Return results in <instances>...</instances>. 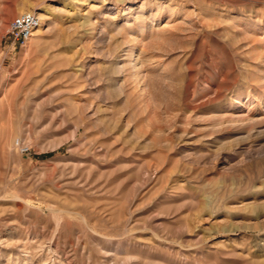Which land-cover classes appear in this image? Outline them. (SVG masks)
I'll return each mask as SVG.
<instances>
[{"label":"rangeland","instance_id":"obj_1","mask_svg":"<svg viewBox=\"0 0 264 264\" xmlns=\"http://www.w3.org/2000/svg\"><path fill=\"white\" fill-rule=\"evenodd\" d=\"M1 242L264 264V0H0Z\"/></svg>","mask_w":264,"mask_h":264},{"label":"bare ground","instance_id":"obj_2","mask_svg":"<svg viewBox=\"0 0 264 264\" xmlns=\"http://www.w3.org/2000/svg\"><path fill=\"white\" fill-rule=\"evenodd\" d=\"M65 6H67L68 7V5H65ZM31 14H34L35 16L37 15L34 11H31ZM37 18H38V20L39 19H41L40 17V15H38V16H36ZM39 24H40V20H39ZM38 28H39V26H38ZM36 29L34 32H33V34H32V37H33V35H34V33L35 32H37V31H39V29ZM31 37V38H32ZM52 203V202H51ZM53 204V203H52ZM52 206V205H51ZM52 208V207H51ZM66 209V208H65ZM51 210H53V209H51ZM50 210V211H51ZM54 210H55V208H54ZM58 209H56V211H57ZM67 210V209H66ZM75 210V209H74ZM73 212V211H72ZM92 215V214H91ZM85 222V221H84ZM12 230V229H11ZM15 230V229H14ZM16 231V230H15ZM7 232V231H6ZM20 234V233H19ZM27 237V236H26ZM36 237L37 236H35V239H36ZM15 238H17V240L15 241L16 243H17V245L14 243V239ZM22 237H21V235L20 236H17L16 234H13V233H11V232H9L8 233V235H7V239L8 240H6L5 242H12L13 241V243L16 245V247L19 245V244H21V246H22V244H23V247H24V245L29 241L28 240V238H24V239H21ZM33 239V238H32ZM4 241V240H3ZM31 241V240H30ZM43 241V240H42ZM5 242H3V246H4V243ZM9 242V243H10ZM32 243V242H31ZM30 243V244H31ZM34 243V242H33ZM32 243V244H33ZM0 244H2V242L0 243ZM10 245L13 247V245H12V243H10ZM28 245V244H27ZM27 245H25V247L27 246ZM2 246V245H1ZM9 246V245H8ZM7 247V246H6ZM23 247H21V248H23ZM1 248V247H0ZM2 248H4V247H2ZM26 249V248H25ZM24 249V250H25ZM28 249V248H27ZM43 249H45L44 248V245H43V242L41 243V242H38V244H36V246H34V247H32V248H30L28 251H30L29 253L30 254H28V256H27V259H26V261H24V262H20V263H18V262H16V263H14V264H69V263H67V260H66V258L65 257H63V255L61 254V252L59 253V251L57 252V251H53V255H51V253H50V247L48 248L47 247V249H45L46 250V252L45 253H43L42 255H40V256H38L37 255V251L39 250V252L40 251H42ZM7 250H9V248L7 249ZM22 250V249H21ZM23 250V251H24ZM26 251V250H25ZM27 251V252H28ZM42 252H44V251H42ZM7 253L8 252H6V250H0V264H5L4 263V259H5V257H6V255H7ZM25 253V252H24ZM10 254V253H9ZM67 254V253H66ZM38 257H37V256ZM53 256V257H51V256ZM9 256V255H8ZM7 256V257H8ZM10 258V257H9ZM21 258V257H20ZM17 259V258H16ZM23 259V258H22ZM15 260V259H14ZM21 260V259H20ZM18 261H19V259H18ZM10 262V261H9ZM13 262V261H12ZM7 264H8V262H7Z\"/></svg>","mask_w":264,"mask_h":264},{"label":"built area","instance_id":"obj_3","mask_svg":"<svg viewBox=\"0 0 264 264\" xmlns=\"http://www.w3.org/2000/svg\"><path fill=\"white\" fill-rule=\"evenodd\" d=\"M38 26L39 20L34 14L23 13L10 22L6 35L15 46L21 48L31 39Z\"/></svg>","mask_w":264,"mask_h":264}]
</instances>
